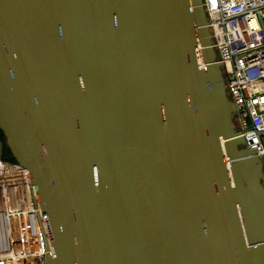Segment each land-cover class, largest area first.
Returning a JSON list of instances; mask_svg holds the SVG:
<instances>
[{
    "label": "water",
    "instance_id": "water-1",
    "mask_svg": "<svg viewBox=\"0 0 264 264\" xmlns=\"http://www.w3.org/2000/svg\"><path fill=\"white\" fill-rule=\"evenodd\" d=\"M209 30L203 0H0V130L46 264H264V163Z\"/></svg>",
    "mask_w": 264,
    "mask_h": 264
},
{
    "label": "built area",
    "instance_id": "built-area-1",
    "mask_svg": "<svg viewBox=\"0 0 264 264\" xmlns=\"http://www.w3.org/2000/svg\"><path fill=\"white\" fill-rule=\"evenodd\" d=\"M203 6L238 134L264 163V0H203ZM4 144L0 134V264H46L52 251L35 187L27 167L3 157Z\"/></svg>",
    "mask_w": 264,
    "mask_h": 264
},
{
    "label": "trees",
    "instance_id": "trees-1",
    "mask_svg": "<svg viewBox=\"0 0 264 264\" xmlns=\"http://www.w3.org/2000/svg\"><path fill=\"white\" fill-rule=\"evenodd\" d=\"M0 134L3 136L2 134V131L0 130ZM3 157L6 158V159H10V160H14L15 159L11 156L10 152H9V149L7 148L6 144H4L3 146Z\"/></svg>",
    "mask_w": 264,
    "mask_h": 264
},
{
    "label": "rangeland",
    "instance_id": "rangeland-1",
    "mask_svg": "<svg viewBox=\"0 0 264 264\" xmlns=\"http://www.w3.org/2000/svg\"><path fill=\"white\" fill-rule=\"evenodd\" d=\"M259 179H260L259 184H260V187L262 188L261 193L263 196L264 195V167H263V176L260 175Z\"/></svg>",
    "mask_w": 264,
    "mask_h": 264
}]
</instances>
